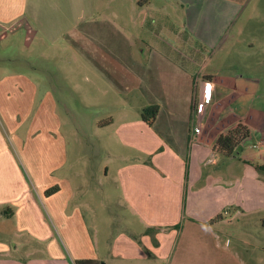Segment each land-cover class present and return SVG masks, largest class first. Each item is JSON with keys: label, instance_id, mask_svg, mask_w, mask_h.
Here are the masks:
<instances>
[{"label": "crops", "instance_id": "obj_1", "mask_svg": "<svg viewBox=\"0 0 264 264\" xmlns=\"http://www.w3.org/2000/svg\"><path fill=\"white\" fill-rule=\"evenodd\" d=\"M230 5H234L230 0L216 4L217 10L225 7V12ZM111 6L115 10L109 15L107 10ZM172 19V5L168 1L157 4L156 0H0V41L14 40L19 35L14 29L18 24H26L19 31L22 28L27 34L33 31L35 38L49 48L66 42L69 51L80 56L88 71H104L102 65L107 63L121 72L128 68L137 89L142 83L141 67L151 64L153 68L156 60L174 63L183 72L186 82H174L184 86L185 94L179 93V97L171 95L172 82L167 91L169 82H159L164 88L161 91H157L160 86L156 82L147 84L146 96L152 105L159 106L152 127L143 120L142 124H118L110 116L96 123L101 137L104 131L113 129L116 144L122 150L148 153L160 145L163 150L177 152L171 160L178 163L187 145L191 150L188 182L192 183L200 179L199 169L206 163L209 152L221 157L214 152L220 134L228 133L240 123L250 130V137L233 159H239L245 175L233 189L223 192L214 186L198 192H156L154 163L151 167L139 158L115 155V161L103 168V176H111L119 190L118 204L129 210L137 224L125 225L124 217L118 219L128 229L117 238L108 235L100 243L99 234L95 238L92 232H99L101 227L91 226L88 218L90 215L96 221L99 218L93 207V195L88 193L87 198V193L79 194L80 187L76 189L74 185L75 179L80 178L81 189L86 191L83 185L88 180L81 171L75 175L66 173L69 160L61 133L62 121L55 97L47 91L34 118L40 129L37 132L45 137L41 139L42 147L51 152L49 159L31 162L38 192L29 187L16 152L3 143L2 131H7L0 121V264H71L61 247V237L74 260H98L105 264H216L220 249L218 229L230 223L224 216L226 210H235L236 216L244 219L264 211V177L259 175L264 173V107L260 105L264 102V75H250L238 62L229 59L233 55H256L258 41L239 38L246 29L238 26L236 15L217 14L200 21L197 43L190 44L186 19L184 26L173 25ZM129 20L133 24L131 31ZM171 36L180 43L179 48L161 39ZM122 40L132 44L130 49H123ZM209 54L212 57L208 58ZM173 55H178V59ZM220 56L228 58L219 64ZM255 62L257 68H264L262 61ZM110 80V87L122 95L123 90L117 84L122 81ZM34 82L41 80H33L26 73L9 74L0 80V113L12 131L16 129L13 121L16 117L8 110L5 91L10 96L12 86L19 89V103L24 110L16 114L25 121L31 115V101L38 95L39 86ZM85 82L92 86L88 78ZM204 82L211 83L208 90L211 101L205 120L198 125L194 102ZM196 127L201 128V135L194 141ZM139 132L148 135V139L141 142ZM240 150L245 152L244 156ZM253 164L263 169L257 171ZM54 188L58 190L47 195ZM105 203V200L101 202L103 208ZM220 214L224 216L222 221L209 224ZM253 224L258 237L252 244L247 240L241 242L254 247L256 254L264 255V221L260 218ZM27 233L40 241L51 239L46 256L19 253L26 241L18 238Z\"/></svg>", "mask_w": 264, "mask_h": 264}, {"label": "rangeland", "instance_id": "obj_2", "mask_svg": "<svg viewBox=\"0 0 264 264\" xmlns=\"http://www.w3.org/2000/svg\"><path fill=\"white\" fill-rule=\"evenodd\" d=\"M162 1H168L172 5L173 25L179 26L181 24L184 26L183 21L186 19L187 37L190 44L197 43V30L202 25L200 21L203 18H210L217 14H225L230 17L236 15L239 18L238 26L246 29L239 38L246 41L256 38L258 43L256 55H233L229 56V59L238 62L250 75H264V68L260 69L255 66L256 60L264 63V0H230L234 5H230L228 12H225V7L217 10L216 4L224 0H156L157 4ZM114 10V6H111L108 8L107 13L112 15ZM177 11L178 13H176ZM127 16L130 17L131 13L128 12ZM249 21L250 23H248ZM18 25L14 31L18 32L19 35L14 40L9 42L0 41V80L9 74L26 73L33 80L37 79L41 82H34L35 84L38 83L39 86L38 95L36 99L33 97L30 104V107H32L31 115L25 121H21V116L16 114L17 111L22 112L24 110L19 103V89L12 86L11 98L8 95L9 93L5 91L8 110L11 115L16 117L13 120L16 122V129L12 131L6 124L2 113H0V121H2L7 131H2L3 138H5L3 143H7V146L16 152V157L29 187L33 192H38L40 189L30 169L32 168L31 162L49 159L51 152L42 147L43 142H41V139L45 137L37 132L40 129L37 128V121L34 118L41 104V98L47 91L52 92L55 97L56 110L59 112L62 121L61 133L65 137L67 146L65 153L69 164L66 173L75 175L76 172L81 171L86 175L88 183L83 185L86 191L81 189L80 178L75 179L74 185L76 189L80 187L79 194L87 193V198L88 193L90 196L93 195V207L96 209L99 218L97 221L93 219V215L88 216V218L91 226L100 225L101 227L99 232H92L95 238L97 237L96 234H99L100 243L108 235L117 238L119 233L128 229L125 225H130L129 222H136L135 224H137L129 210L121 208L118 204L120 199L119 190L112 181L111 176L109 178L103 176V168L115 161V155L123 154L124 159L139 158L151 167L154 163L153 170L156 172L154 189L156 192L182 193L186 190L198 192L208 186L217 187L220 192H223L227 191L228 188L233 189L235 184H238V180L243 179L245 170L239 163L238 158L233 161L235 158L218 157L209 152L206 163L199 169L200 179L191 183V181L188 182L191 159L189 146L186 145L183 154L179 156L181 160L177 163L171 160L173 153L177 155V152L173 151L172 153V151L163 150V146L157 145L155 150L148 153L128 148L122 150L116 144L115 137L112 134L113 129L104 131V137L98 134L96 123L108 119L109 116L113 117L118 124H142L141 115L143 110L152 106L151 101L146 96L149 82H156V86H160L157 87V91L164 89L159 82H169L166 91L170 88L172 82V97H179V93L185 94L184 86H181L180 83L174 85V82H186L183 72L174 63L169 64L168 62L164 63L156 60L153 68H151V64L141 65L140 80L142 83L140 88L137 89L134 82H132L131 72L128 68L123 69L121 72L114 70L112 68L114 66L107 63L102 65L104 71H88L87 68L84 69L83 60L80 56L69 51L66 42L62 41L56 47L49 48L39 38H35L33 31H29V34L24 32V28L19 31L21 26L25 27L26 24ZM127 25L129 31H131L133 25L131 20L127 22ZM161 39L175 47L179 48L180 46V43H177L173 36ZM131 45L127 40H122L123 49L128 50ZM145 56L147 58V54ZM172 57L178 59L179 56L173 55ZM207 57L212 56L209 54ZM226 58L228 56H220L219 64H222L221 61ZM86 78L92 81V86L89 87V84L85 82ZM110 79L122 81L117 83L123 90L122 95L119 90L117 92L115 88L110 87L112 85ZM260 105L264 107V102ZM139 133L141 142L143 139H148V135ZM44 135L48 136L49 134L44 130ZM20 142L22 143L20 144ZM164 147L166 146L164 145ZM240 155L244 156L245 152L240 150ZM27 161H30V163ZM212 170L215 171L214 174L211 173ZM93 175L95 177H91ZM259 175L264 177V173H259ZM232 182L233 186H230ZM236 190H240V187H236ZM104 200L106 208L101 205ZM159 205L160 201H157V206ZM224 216L230 223L228 225L226 223L218 229L220 249L218 263L216 264H264L263 254H256L254 247H248L241 242L242 240L253 242L255 237H258L257 228L253 223L260 218L262 222L264 221V211L261 214L250 215L244 219L239 215L236 216L235 210L232 212L226 210ZM122 217L125 220L123 227L118 223V219ZM156 233L158 234V231ZM13 239H15L14 236ZM262 239L264 240V238ZM18 241H26L19 252L21 255L27 252L34 256H46L48 246L51 243V239L40 241L33 238L29 233L18 238ZM60 244L68 260L70 258L71 264H75L77 260L71 258L63 237L60 239ZM180 247L181 245L178 249ZM259 259L261 262H259ZM102 264L105 263L102 262ZM161 264H166V262Z\"/></svg>", "mask_w": 264, "mask_h": 264}, {"label": "trees", "instance_id": "obj_3", "mask_svg": "<svg viewBox=\"0 0 264 264\" xmlns=\"http://www.w3.org/2000/svg\"><path fill=\"white\" fill-rule=\"evenodd\" d=\"M159 113V106L152 105L143 110L142 120L152 127L155 123L156 117ZM250 137V130L243 124H238L235 129L229 131L226 134H220L214 145V152L219 156L230 159L235 158L239 154V148L243 142ZM254 165V164H253ZM257 171H261L263 167L254 165ZM57 188L51 189L47 192V195H51L57 191ZM224 219L222 214L215 217L209 224L220 222ZM75 264H102L98 260H77Z\"/></svg>", "mask_w": 264, "mask_h": 264}, {"label": "built area", "instance_id": "obj_4", "mask_svg": "<svg viewBox=\"0 0 264 264\" xmlns=\"http://www.w3.org/2000/svg\"><path fill=\"white\" fill-rule=\"evenodd\" d=\"M211 87V83L204 82L202 91L200 88V94L199 97L194 102V113H195V120L197 124H201L207 115V105L211 101V90L208 92V90ZM201 135V128L196 127L195 128V137H193V140L196 141L199 136Z\"/></svg>", "mask_w": 264, "mask_h": 264}]
</instances>
